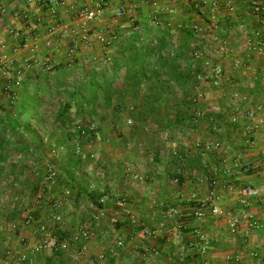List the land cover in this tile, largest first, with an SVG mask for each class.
<instances>
[{
  "label": "crops",
  "instance_id": "crops-1",
  "mask_svg": "<svg viewBox=\"0 0 264 264\" xmlns=\"http://www.w3.org/2000/svg\"><path fill=\"white\" fill-rule=\"evenodd\" d=\"M62 1L0 0V11L2 9L7 11L4 15L3 12L0 13V44L3 40L15 47L16 39L12 36L13 32L17 30L23 36H27L33 30V21L36 19L41 21L38 26L40 38H37L36 42L41 49L36 55H32L27 46L30 42H25L26 48L13 52L15 54L13 57L18 63L32 62L31 59L40 58L43 62L53 61L57 65L55 72L59 68L67 70L68 55L66 56L65 52L67 42L60 37H63V33L66 34L65 27L73 29L78 24L72 21H75L76 13L80 12V6L93 7L95 3L88 1L87 4L82 5L83 0H76L74 3L62 4ZM130 1L112 0L111 6L100 21L101 24L96 26L109 28L108 35L112 36L118 29L114 27V14L123 4H128ZM141 1L138 0L140 4ZM162 2L159 11L151 14L143 8L142 13L135 17L136 20L139 23H147L152 17H159L161 21L168 22L172 33L180 39L188 32L186 29H189L193 22L206 25L208 38L206 41L208 40L213 50L212 61L222 64L231 82L234 83L233 88L228 86L217 88L215 95L206 93V101L196 107L203 110L208 109L209 106L224 107L227 95L231 91L247 95L255 105H264V83L261 80V74L264 73V51H250L245 35L247 32L251 35L253 31L264 34V27L259 25L251 12L256 4L264 6V0H205L203 15L200 19L192 13L193 0H162ZM50 4L56 6L57 18L60 22L55 40L47 32V27L55 23L54 17L49 14ZM6 19L10 23L6 22ZM96 34V31L91 33L93 36ZM15 35L18 33L16 32ZM213 35L227 41L228 52H224L220 49L221 45L210 40L214 37ZM252 37L256 39L254 35ZM46 40H54L51 45L53 48L45 47ZM197 40L201 43L200 38L194 39L192 45L197 43ZM5 51L0 49L1 53ZM110 53L115 55L114 47ZM105 54L103 47H97L92 56L100 61L99 58L102 59ZM242 59L249 69L238 71L235 68V62ZM30 65L32 67H27L28 65L25 67L24 75L25 77L27 74L32 75L30 83H36L39 73L34 69L33 62ZM80 65L77 61L75 67L71 69H77ZM54 74L52 72L50 75ZM2 75L8 76L4 82L5 86L13 80L11 76L14 77V74ZM67 81H70L69 77ZM24 83H26L25 80ZM169 93L165 96V99L170 100L168 104L163 102L161 104L163 111L171 117L172 123L166 127H160L151 120L148 123L143 122L147 124L144 127L146 130L151 129L152 133L146 134L151 138L150 141L141 143L140 136L135 133L118 138L113 125L106 121L102 122L100 127L102 135L105 139L111 140L112 146L93 147L101 157L98 165L93 168L81 165L72 177L61 168L62 180L46 192V199L49 200L47 203L42 201L35 203L34 182L31 184L32 190L28 192V197L34 205L30 204L29 207L32 209L28 208V211L40 221H45L51 216L53 213L51 203L60 197L62 189L70 188L74 199L61 210L63 233L60 231L54 233L64 238L66 234L80 226L94 228L97 236L89 242L88 251L80 253L75 248L68 252L37 253L34 247L39 243V237L33 234L32 228L21 227L13 235L0 237V264H4L7 260L14 264H203L205 261L209 264H264V133L261 130L255 132V147L247 146L244 132L252 127V121L242 114L238 116L236 124L229 121L227 113H216L207 115L205 121L195 125L189 121L193 110L191 109L185 114L181 113L186 120L178 124L175 122L177 112L169 110L174 105L176 95L174 96L173 90ZM55 97V93L52 97H43L44 106L32 117L30 128L33 131L41 134L47 132L46 126L41 125L40 119L41 116L45 117V114L49 113L47 104ZM178 98L181 99L182 95ZM126 100L128 106L132 103L142 104V97L135 98L132 89H128ZM164 131L172 133L169 140L163 139ZM19 135L20 133L16 132L12 139L18 141ZM24 138L18 142L26 141L31 146L29 149L31 151L34 146L30 141L31 137ZM199 140L220 141L224 150L202 156L195 148V143ZM150 150L155 151V156L150 155ZM42 153L45 154V160L50 156L48 150H43ZM23 163L26 164L25 170L29 168L27 167L28 159ZM214 167H218V173L213 172ZM177 169L184 171L183 176L180 177V184L173 182ZM126 170L143 175L145 181L128 179L125 176ZM102 171L105 172L103 177L98 174ZM193 171H196L198 176H193ZM14 174L17 175V173ZM23 178H26L25 181L41 180L36 177L28 179L27 173L23 175ZM213 178L219 182V187L214 191V197L215 204L222 210V215L212 216L207 213L204 221H198L194 217L195 209L211 197L213 190L210 180ZM227 186L260 187L263 192L261 197L252 200L250 208L245 210L238 199L227 191ZM23 192L26 191L23 190ZM22 194H19L21 198H23ZM106 196L108 197L106 202H101V199ZM122 198L127 199V205L119 204ZM171 209H177L179 212L174 219L168 218V212ZM100 211L105 215L96 220L94 216ZM247 215L251 218H247ZM25 216L21 214V217ZM132 217L135 218L136 225L133 224ZM234 219L238 221L236 233L231 231V221ZM3 223L6 221L0 222V226ZM179 223L182 225L178 229ZM251 224L258 225L260 228H253ZM144 230L156 232L155 237L146 235ZM200 235H205L209 242L206 254L203 255L198 250L191 249L188 251L186 262H178L173 257L177 245L194 244L199 247ZM21 237L27 239L28 248L20 244ZM153 249H157L160 254L144 257L145 251ZM252 253L256 256H251ZM22 256L26 259L22 260Z\"/></svg>",
  "mask_w": 264,
  "mask_h": 264
},
{
  "label": "trees",
  "instance_id": "trees-1",
  "mask_svg": "<svg viewBox=\"0 0 264 264\" xmlns=\"http://www.w3.org/2000/svg\"><path fill=\"white\" fill-rule=\"evenodd\" d=\"M192 10L198 13L194 5ZM121 22L112 34L116 39L111 66L103 67L100 71L85 72V81L79 89L68 87L67 78L71 75L68 69L71 68H67L68 71L59 68L52 76L51 73H39L36 83H30L33 78L30 74L24 77L26 83L23 81L18 87L14 85L13 79L10 91L5 88L6 91L1 93L0 178L7 174L8 163L12 158L17 154L27 153L31 148L26 141H18L28 136L31 137L30 141L35 149L44 145L45 133L41 134L30 128L33 115L44 106V96L52 97L54 93L59 96L63 91L68 94L69 100L57 113L56 122L64 127V135L69 137L61 168L71 177L80 169L82 162L76 155L75 144H72L75 134L68 130L69 127L75 119L87 120L99 116L101 119L110 117L115 121L127 116V113L134 117V107H129L126 100L128 89L133 90L135 98L142 97V122L148 123L151 120L160 127L172 123L171 117L163 111L161 104H168L170 100L165 99V96L172 90L176 99L169 110L177 112L176 123L181 124L186 120L181 113L185 114L195 108L189 89L193 85H201L195 79L200 70L192 68L194 62L189 58L194 49L191 29H186L188 32L183 38L175 42L170 25L159 17H152L147 23H139L136 18H129L127 15ZM177 93H181V99ZM73 110L76 112L75 117ZM189 121L193 123L192 114ZM16 132L21 135L18 136V141L12 139ZM55 146L63 145L58 141ZM52 162L59 166L58 161ZM9 168L11 173H16V168ZM20 168L23 170L26 165Z\"/></svg>",
  "mask_w": 264,
  "mask_h": 264
},
{
  "label": "built area",
  "instance_id": "built-area-1",
  "mask_svg": "<svg viewBox=\"0 0 264 264\" xmlns=\"http://www.w3.org/2000/svg\"><path fill=\"white\" fill-rule=\"evenodd\" d=\"M76 0H66L65 2L62 1V4L67 3H74ZM94 2V6L90 7L82 12V19L80 20V28H79V37L82 38V40L86 41V43L90 44L91 49L96 44L103 45L106 54L104 57L103 66L109 68L112 63L113 55L110 53V50L115 46V37H108L103 35L102 33L97 34L95 36L90 34V26L96 22H98L100 19H102L105 16V12L107 9L111 6L112 0H89ZM153 7H156L159 5V1H153ZM204 4L205 0H193V5L195 9H197L201 16L203 15L204 11ZM160 8V7H159ZM232 10V8H231ZM3 12L6 13L7 11H4L2 9L0 13ZM129 12H131L130 8L125 6H121L118 14H117V21H121L124 19L125 16L129 15ZM253 17L257 20L260 26L264 27V6L262 4H256L252 10ZM49 14L52 15L55 19L54 25H51L47 27V31L51 35H55L56 31L59 28L58 25V18H57V8L56 6H53L50 4L49 6ZM195 16L197 18H201V16L197 13H195ZM56 24V25H55ZM68 27H65V33L69 34V31L67 29ZM191 32L194 34L196 39H201V43H197L193 45L194 49L190 53V58L194 62L193 69L200 70V73L195 75V79L200 81L201 84H210L213 87H221L223 83L230 81V76H227V73L225 72L223 66L220 63H214L212 61L213 58V50L211 49V46L208 44V39L206 37V27L201 25L199 22H193L190 26ZM71 33H74V31H71ZM81 34V35H80ZM175 35V34H174ZM247 36V47L252 52H262L264 51V34L260 31H253V33L250 35L249 32L245 34ZM256 39H254L252 36ZM214 37L210 40L214 41V43H217L221 45L222 50L224 52H228V48L226 47L227 41L224 39L219 38L216 35H213ZM94 39H93V38ZM29 38V37H28ZM178 36L175 35V42L178 40ZM88 41V42H87ZM75 47H70L67 55H68V62L67 67L72 68L74 65H76V58H75ZM97 62L96 58L92 56V52L89 51L87 55L84 57V59L80 62V64L83 65H92L93 63ZM5 65L0 64V70L5 69ZM235 68L242 69V68H248L247 63L242 60H237L235 62ZM11 70V68H8ZM43 69L46 72L52 71L53 67L48 65H43ZM249 69V68H248ZM14 85L20 86L24 81V76L21 72H16L14 74ZM261 80L264 83V73L261 74ZM11 83H8L6 85L7 91L11 89ZM190 93V99L193 102V105H195V108L192 110V120L195 125L200 124V122L205 121L207 119V115L210 114H219V113H227L229 117V121L233 124L238 123V116L240 114L245 115L250 121H252V127L247 129L244 132V136L246 138V145L253 148L256 145V139H255V132L261 130L264 133V106H254L252 103V100L245 94H242L240 92H232L227 95V102L224 107H218V106H209L208 109L203 110L196 107V105H199L200 103H203L206 101V94L198 91V86L193 85L189 89ZM179 94V93H177ZM127 123L129 125H133L134 121L131 118L127 119ZM72 131L76 136V143H75V152L80 162H82V165H89L90 168H93L94 166L98 165V163L101 161L100 155L94 151L93 147L101 144H109V141H107L100 132L99 126L96 123L89 122L86 123L82 119H75L72 126ZM172 136V133L170 131H164L162 134V137L164 140H169ZM43 143L46 145L51 144V141L48 137H43ZM82 143H84L82 145ZM52 150L50 152V156L47 157V159L44 162V177L43 184L48 186H56L61 178V171L58 165L53 163L52 161L56 160L58 162H61L62 156L65 154L66 147L60 146L56 147L55 145L52 146ZM195 148L200 151L202 156H205L208 153L211 152H217V151H223L224 146L220 141H209V142H203V141H197L195 143ZM31 152H33V149H31ZM25 157L22 154H17L13 159V164L20 163ZM214 173H218L219 169L218 167L213 168ZM228 173V171H227ZM99 176L103 177L105 175V172L102 171L98 173ZM184 171L182 169L176 170V177L173 179V182L175 184H180L181 180L180 177L183 176ZM193 176H198L196 171L192 172ZM125 176L128 179H133L138 182L145 181V177L143 175H140L139 173H136L132 170H126ZM10 183L12 181H15L13 177H10ZM211 186H212V195L207 200L206 203L200 204L194 212V217L198 221H204L207 218V215L210 214L212 216H220L222 215V210L219 206L215 204L216 198L214 197V191L219 187V182L217 179L213 178L210 180ZM227 191L232 193L238 201L241 203V205L244 207L245 210H248L251 205V201L258 199L261 197L262 189L260 187H252V186H227ZM44 190L43 188H37L35 189V199L39 200V202L42 200L44 196ZM107 196L103 197L101 199V202L105 203L107 200ZM74 199L72 191L68 187H64L62 189V193L60 194V197L58 199H54L51 205L53 215L48 217L45 221H40L39 219L35 218L28 209L24 212L22 208V203L20 206V209L18 211L24 212L23 214L27 215L25 216L24 221H22V224L25 227L32 228L33 234L38 236L40 241L39 243L34 247V250L37 253H43L46 251H52V252H59V251H65L68 252L71 249L77 248V251L80 253H85L88 251L89 248V242L94 239L97 236L96 231L94 228L90 226H80L76 228L70 235L61 238L54 232H61V226L63 225V215L61 214V210L63 206L70 204ZM18 200V198H17ZM4 199L0 198V209L3 207ZM119 204L122 206L127 205V199L122 198L119 201ZM208 213V214H207ZM179 212L177 209H171L168 212V218L174 219L178 216ZM105 213L102 211L99 212V214H96L94 218L96 220L101 219ZM247 218H251L249 215H247ZM132 222L134 225H136V220L134 217H132ZM181 223L178 224L177 228H181ZM54 226V228H53ZM251 227L253 228H260L258 225L251 224ZM12 229L17 230L18 225L14 224L12 226ZM238 230V221L236 219L231 221V231L232 233H236ZM144 233L150 237H155L156 232L144 230ZM200 245L199 247H196L194 244L190 245H177V248L173 254V257L179 261L180 263L186 262L188 258V251L189 250H198L200 254H206L207 247L209 245L208 239L205 235H200ZM20 244L22 247L28 248V242L25 237L20 238ZM121 245V244H120ZM160 252L157 249H153L152 251L147 250L143 253L144 257L148 258L149 256H157ZM251 256L255 257L256 254L252 253ZM22 260H25L26 257L22 256ZM231 260V259H229ZM4 264H14L12 261L7 260ZM203 264H209L208 261H205Z\"/></svg>",
  "mask_w": 264,
  "mask_h": 264
},
{
  "label": "rangeland",
  "instance_id": "rangeland-1",
  "mask_svg": "<svg viewBox=\"0 0 264 264\" xmlns=\"http://www.w3.org/2000/svg\"><path fill=\"white\" fill-rule=\"evenodd\" d=\"M64 2L66 0H63ZM89 0H83V3L82 5L84 4H87ZM130 1V0H129ZM153 1H156V0H142L141 1V4L138 2V0H131L128 4H123L122 6H127L130 8L131 12H129V18L130 17H137L140 13H142V10L143 8L147 11V13L151 14L153 13L154 11H159V7H160V4L163 3L162 0H158L159 1V5L156 6V7H153ZM145 5V6H144ZM193 5V4H192ZM90 8L89 5H86L79 8V11L78 13H76V19L75 21H72V22H78V24L75 26V28L71 29L70 27H68V31H69V34L66 33V34H62L63 37H60L61 40H64L66 41V47L67 48L65 50L66 52V56H67V52L69 50L70 47H75L76 48V54H75V58H76V61H78V63H80L84 57L86 56V52H89V50L93 53V51L95 50V48L97 47H103V45L101 44H96L95 46H93V48L91 49V46L90 44L86 43V41L82 40V38L79 37V34H78V30L80 28V20L82 19V12L86 9ZM192 10V8H191ZM201 12V11H200ZM198 11L197 14H200L201 16V13ZM163 13V12H162ZM161 13V14H162ZM192 13L195 15V11L192 10ZM117 14H114L113 18H114V27H118L119 25H121V21H117ZM157 15V14H156ZM203 18V17H202ZM7 20V19H6ZM37 20V19H36ZM34 20L33 22V30L31 32H29V34L27 36H23L19 31L15 30L12 34V36H15L14 38L16 39V46L15 47H12L9 43L7 44L6 42H4L3 40L1 41V44H0V47L3 49V50H6L5 52L1 53L0 52V64L1 65H5L6 64V68L5 69H2L0 70V81H1V85H0V97H1V93L5 92V88L6 86L4 85V82L6 80V77L8 76H3L2 74L6 73V75H9V74H15L16 72H21L22 75L25 77L24 75V72H25V67H32V62H33V67L36 71H38V73L42 74H47L49 75L50 73H55V69H56V64L53 63V61H49V62H43L42 59L40 58H34V59H31L32 62L28 61L27 63L24 61L23 63H18L15 58L13 57V55H15L13 52L16 50H20V49H24L26 48L27 46L28 49L30 48V54L32 55H36L39 50L41 49L40 48V45L39 44H36V42L38 41L37 38H40V35H39V31H38V26L41 24V21H36ZM103 19H100L98 22L92 24L90 26V34L94 31L97 32V34H100L102 33L103 35L105 36H108V37H111L109 36V31L110 29H106L105 26H96V25H99L101 24L100 21H102ZM6 22H9L10 21H6ZM60 23V22H58ZM210 23V22H209ZM206 24L208 25V20L206 22ZM52 25H54V23H52ZM56 25V24H55ZM66 25H69V24H66ZM49 26V25H47ZM206 25H204L205 27ZM207 27V26H206ZM93 29V31H92ZM71 31H74V33H71ZM114 31V30H113ZM16 32L18 33V35H15ZM48 32V31H47ZM96 34V35H97ZM48 35L52 36V38H54L55 40V35H51L48 33ZM81 35V34H80ZM191 39H192V42L194 39H196V37L194 36V34L191 35ZM25 37H27V39H25ZM29 37V38H28ZM93 38V37H92ZM4 39V38H2ZM94 39V38H93ZM180 38H178L179 40ZM54 40H46V48H49V46L52 45V43H54ZM58 40V39H56ZM30 42L29 44H27V46L25 45L26 43L25 42ZM44 42V41H43ZM88 42V41H87ZM49 44V45H48ZM12 47V48H10ZM0 48V49H1ZM51 48H53V46H51ZM104 48V47H103ZM115 48V46H114ZM99 50V49H98ZM17 51V52H18ZM96 53V52H95ZM5 56V57H4ZM100 61H97L95 63H93L92 65H80L77 67V69H71V75L69 76V83L68 82V87H77L79 89V87L82 86L83 84V81H85V72H91L93 70H96L98 69L99 71L104 67L103 66V62H104V57L101 59L99 58ZM30 62V63H29ZM52 62V63H50ZM48 63V64H46ZM15 64H18L17 66ZM48 65V66H51L53 67V70L52 71H49V72H46L44 69H43V65ZM222 65V64H221ZM75 67V66H74ZM8 68H11L8 69ZM104 68H107V67H104ZM247 70L246 68H242V69H238V71L240 70ZM225 70V69H224ZM28 75V74H27ZM227 76H229L227 74ZM13 78V76H11ZM11 78V79H12ZM225 85H222L221 87L225 88V86H228V88H233L234 86V83L231 82V79L229 82H225L223 83ZM198 86V91L202 92V93H207L209 95H215L216 94V90L217 88L219 87H213L212 85L210 84H201V85H197ZM179 92V91H177ZM232 93V91L230 92ZM229 93V94H230ZM170 94V93H169ZM179 96H181V93L178 94ZM174 96H175V93H174ZM68 94H66L65 91H63L61 93V95L57 96L50 102L47 104V109H49V113L48 114H45V117H42L41 116V119L42 120V124H44L46 126V129H47V132L45 133V136L49 138V140L51 141V144L49 145H46L44 144L40 149H35L34 147L32 148L33 149V152L31 151H27V153H20L22 154L25 158L22 160L24 162V160L26 161V159H28V162L29 164L31 163V165L28 164L26 170L25 169H21L20 167H22L23 165L25 166L26 164H24L22 161L18 164H13V159L12 158L10 160V162L8 163V170H7V174L0 178V198L4 199V204H3V207L0 209V222H4L6 221V223H3L1 226H0V237L2 235H5V236H9L10 234L13 235L14 233H17V231L19 230V228H23L25 227L23 224H22V221H24L23 218L25 217H21V214L24 213L28 208L29 209H32V207H29L30 204L33 206L34 205V202H32V200L30 199V197H28L29 195V191L32 190V187H31V184L34 182V191L35 189H41L43 188L44 190V196L42 198V202H45L47 203L49 200L46 199V192L49 190V189H52L51 187L53 186H48V185H45L43 184V177H44V174H45V171H44V162H45V159H44V156L45 154L42 153L43 150H48L49 154H50V150H52L53 148L51 146H54L56 144V142L60 141V143L67 147L66 146V143L69 139V137L67 135H64V127H62L60 124H58V122H56V115L57 113L59 112V110L64 106V104L66 102H68ZM254 104V102H252ZM259 105H263V104H254V106H259ZM141 105L139 104H129V107H134V117H132L130 115V113H127V116H122L120 119H116L115 121L108 117L107 119H101L99 116L97 117H94V118H89L87 120H84L86 123H89V122H93V123H96L98 126H99V129L101 127V123L102 122H108V123H111L113 125V130H115L116 132V136L118 138H121L123 136H129L133 133L137 134L138 136H140V140H141V143L142 141H150L151 138L149 136H146V134H149V133H152L150 130H146L144 127L147 126V124H144L141 119H140V113H141ZM264 106V105H263ZM72 114L74 115V117L76 116V112L75 110H73ZM86 118V117H84ZM128 118H131L133 119L134 123L133 125H129L127 123V119ZM83 120V119H82ZM143 124V125H142ZM142 125V126H141ZM72 126V125H71ZM68 129V128H67ZM70 131H72V128L69 127ZM67 131V130H65ZM101 132V130H100ZM163 134V133H162ZM101 135H102V132H101ZM103 136V135H102ZM149 137V138H148ZM154 138V136H152ZM107 141H109V144H101V145H105V146H112V142L110 139H106ZM56 141V142H54ZM76 143V138L75 136L72 138V144H75ZM68 144V143H67ZM84 143H82L83 145ZM100 145V146H101ZM51 147V148H50ZM94 149V148H93ZM154 152V153H153ZM31 154V155H29ZM29 155V156H28ZM150 155L153 157L155 156V151H152L150 150ZM31 156V157H30ZM33 157V158H32ZM64 157V156H62ZM65 158V157H64ZM63 159V158H62ZM59 166H60V169H61V164H62V160L61 162H58ZM13 167V168H16V174L14 173H11V169L9 167ZM88 166V168L90 167L89 165H85V167ZM87 168V169H88ZM82 171V170H81ZM40 172H42L40 174ZM27 173V177L28 179L29 178H41L40 181H37V180H28V181H25V179L23 178V175ZM80 173V171H79ZM18 176V177H17ZM10 177H13L15 181H12L10 183ZM60 180H62L60 178ZM69 188V187H68ZM70 189V188H69ZM23 190H25L26 192H23ZM20 193H23V198L20 197ZM73 193V192H72ZM74 196V195H73ZM18 198V200H17ZM33 198H35V194L33 196ZM35 203L36 201L39 202V200L35 199L34 200ZM21 203H22V208H25L23 209L24 212L22 211H18V209H20V206H21ZM52 205V203H51ZM51 209V208H50ZM18 211V212H16ZM20 212V213H19ZM15 213H18V214H15ZM55 213V212H54ZM54 213H51L52 215ZM20 214V216H19ZM24 215H27L24 214ZM14 224H17L18 225V229L17 230H14L12 229V226ZM54 228V226H53ZM56 228V227H55ZM54 228V229H55ZM73 231H71L70 233L66 234V232L64 234H66V236L70 235ZM61 233H63V231L61 230ZM179 262V261H178Z\"/></svg>",
  "mask_w": 264,
  "mask_h": 264
}]
</instances>
